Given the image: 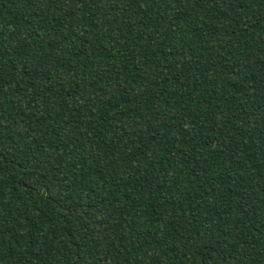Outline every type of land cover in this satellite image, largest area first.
Listing matches in <instances>:
<instances>
[{
	"label": "trees",
	"instance_id": "trees-1",
	"mask_svg": "<svg viewBox=\"0 0 264 264\" xmlns=\"http://www.w3.org/2000/svg\"><path fill=\"white\" fill-rule=\"evenodd\" d=\"M0 264H264V0H0Z\"/></svg>",
	"mask_w": 264,
	"mask_h": 264
}]
</instances>
